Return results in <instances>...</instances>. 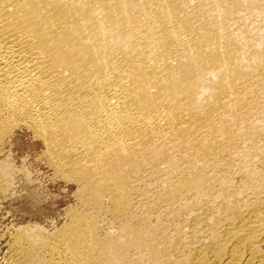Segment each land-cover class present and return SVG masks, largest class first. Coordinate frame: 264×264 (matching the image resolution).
<instances>
[{
  "label": "bare ground",
  "instance_id": "6f19581e",
  "mask_svg": "<svg viewBox=\"0 0 264 264\" xmlns=\"http://www.w3.org/2000/svg\"><path fill=\"white\" fill-rule=\"evenodd\" d=\"M17 129L80 204L10 264H264V0H0Z\"/></svg>",
  "mask_w": 264,
  "mask_h": 264
},
{
  "label": "rangeland",
  "instance_id": "374dc122",
  "mask_svg": "<svg viewBox=\"0 0 264 264\" xmlns=\"http://www.w3.org/2000/svg\"><path fill=\"white\" fill-rule=\"evenodd\" d=\"M43 151V142L26 129L15 130L0 145V164L14 166V171L19 169L18 173L12 172L10 178V181L13 178L10 182L13 187L9 184L10 188H6L8 191L0 189V264H10L11 259H14L15 248L12 244L19 228L33 229L32 226H37L38 231L42 228L44 232L47 230L45 233H51L69 220L70 211L79 207L77 184L57 175L53 167L49 166ZM101 223L102 233L111 231L119 234L120 225L112 216H104ZM134 257L139 260L135 262ZM132 258L134 264H150L146 258L138 255H133Z\"/></svg>",
  "mask_w": 264,
  "mask_h": 264
}]
</instances>
